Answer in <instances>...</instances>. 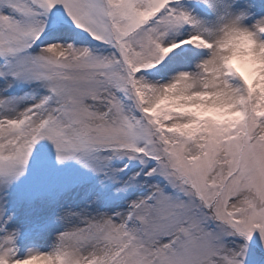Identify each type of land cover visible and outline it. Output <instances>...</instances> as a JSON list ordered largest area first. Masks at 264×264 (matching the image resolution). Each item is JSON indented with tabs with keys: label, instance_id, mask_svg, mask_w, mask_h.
<instances>
[{
	"label": "snow or ice",
	"instance_id": "1",
	"mask_svg": "<svg viewBox=\"0 0 264 264\" xmlns=\"http://www.w3.org/2000/svg\"><path fill=\"white\" fill-rule=\"evenodd\" d=\"M0 264H264V0H0Z\"/></svg>",
	"mask_w": 264,
	"mask_h": 264
}]
</instances>
